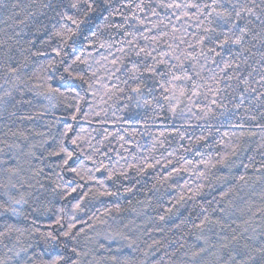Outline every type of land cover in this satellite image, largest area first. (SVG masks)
I'll return each instance as SVG.
<instances>
[{
	"label": "trees",
	"instance_id": "16d2710c",
	"mask_svg": "<svg viewBox=\"0 0 264 264\" xmlns=\"http://www.w3.org/2000/svg\"><path fill=\"white\" fill-rule=\"evenodd\" d=\"M15 2L2 0L0 3V41L8 40L14 32H21L18 46L17 38L8 40V44L14 45L11 52L13 65L29 55L20 51L21 47H29V40L36 41L31 51L39 49L46 54L29 58L23 76L26 83L16 81V86L12 82L5 83L6 68L0 60V85L3 86L0 87V94L5 89L12 91L7 110L0 112V141L6 140L8 144L20 146L19 149L9 150L0 143L5 153L0 158L8 159L9 165L18 164L21 169L18 175L10 177L0 168V205H3L0 207V232L6 231L9 225L18 230L12 231L4 243L11 247L19 240L16 250L20 246L31 245L27 255L38 258L42 250L49 247L42 234H60L67 231L69 225H75L71 238L66 241L64 237L60 238L70 246L78 245L83 251L90 252L84 258L85 264L116 254L140 259L139 252L133 253L125 246L126 241L120 238L115 241L106 239L117 232L137 238L141 249L153 240L164 243L177 240L192 244L195 236L184 234L191 230L190 223L185 224L180 231L170 229L188 217L189 212L195 218L200 213V205L209 207L208 201L213 197L219 198L222 191L236 183L233 177L246 172L255 181L259 175L255 169L264 163V148L258 149L264 131L245 119L244 108L250 99L248 93L244 94V106L235 108L244 85L236 79H223L219 85L221 90L217 92V85L209 79L213 74H219L217 65L222 67L221 61L227 59L228 54L224 52L215 57V64L211 59L205 61L198 57L197 62L181 56L185 51H193L188 48V44H195V38L201 35L196 27L195 10H189L193 15L191 20L177 19L182 15L181 11L161 7V0H143V10L136 7L141 0H113L114 5H127L120 8L128 17L127 21L119 15L110 17L113 24H124V28L104 27L106 22L103 17L108 13H97L91 17V23L84 27L83 34L75 37L67 47L52 35L55 31L52 25L56 21L47 19L54 15L51 10L45 9L44 16L38 15V19L48 27L46 31L36 34L31 23L29 27L17 26L23 14L16 17L15 22L10 19ZM20 2L26 3L27 0ZM41 2L46 0H37V6L32 10L39 13ZM67 2L64 0L65 5ZM163 2L171 3L172 0ZM153 10L157 15L152 14ZM174 27L177 29L175 32ZM93 31L97 33L95 37L91 36ZM84 35L88 36V41L84 40ZM153 37L158 39L153 40ZM181 39L185 43H180ZM48 40L50 43H44ZM128 41L133 43L129 44ZM4 47L0 46V51ZM53 48H63L66 55L56 57ZM139 48L147 49L156 60H166L170 65L178 63L173 56H181L184 68L192 75V79L173 82L176 85L175 99L166 101L161 97L159 84L164 83L165 87H169L166 82L170 76L150 77L144 73L138 74L137 79L131 78L128 69L134 63L141 70L145 65L155 63L152 57L143 52L137 56ZM199 50V47L195 49L197 53ZM260 51L264 49L258 45L253 49L256 55L250 56L248 60V64L257 69L253 73V81L259 79L258 73L264 67L260 61ZM164 53L168 55H162ZM77 56L87 63L74 64L73 60ZM61 59L64 63L46 72L41 71V65ZM113 59L118 61L115 65L111 62ZM69 66L71 75L64 71ZM157 67L161 73L167 71L165 65ZM173 70L181 74L179 68ZM250 70L242 65L240 71L246 75ZM196 71L201 72L202 78L195 76ZM47 75L53 79L45 83L44 77ZM77 75H84L88 83L76 79ZM226 75L234 76L236 73L229 69ZM141 82L146 86L143 96L137 97L130 89ZM49 84L59 88L63 95L55 93L48 98ZM252 86L260 89V85L254 82ZM181 87L186 90L184 96L179 94ZM149 88L153 91L149 92ZM209 88L212 90L209 91ZM118 89H123V92ZM193 91H198L199 95H193ZM144 99L153 105L158 100L163 106L162 113L160 108L144 106ZM213 99L221 106L212 105ZM170 106L176 107L175 114L169 111ZM206 106L213 108V114L207 117L201 111L206 110ZM13 112L15 115H11ZM241 123L245 124L244 128L236 127ZM241 132L244 136L237 140ZM249 132H255L256 135L249 136ZM201 136L206 139L199 140ZM237 143L241 145V150L237 156H231L230 146ZM61 147L65 151L60 152ZM54 152L59 154L53 155ZM68 152L72 158L65 164ZM226 154L229 156V166L217 164ZM249 157L254 159L249 160ZM204 162H208L209 166L206 167ZM243 164L249 167L245 169ZM201 173L204 175L201 176ZM223 175H229L230 178L221 181L219 177ZM198 189V195L187 199ZM104 191L114 194L101 195ZM181 195L185 196V200L178 204ZM243 195L245 199H237L235 203L244 211L234 213L232 219L236 223L231 227L244 226L243 221L251 215L249 205L252 212L264 208V180L255 181L250 187L244 188ZM21 197L27 202L12 205V199ZM9 206L16 209L15 214L11 210H4ZM168 207L173 208L174 215L159 221L158 215H163L164 209ZM212 207L217 205L213 203L209 207L210 212ZM37 208L39 211H34ZM216 215L219 213H213V216ZM149 217L152 219L149 220ZM262 217L264 213H257L254 222L260 223ZM157 226L164 231H155ZM101 244L104 248L99 247ZM118 247L123 250L121 253L116 252ZM175 247L172 245L169 251ZM57 251L63 249L57 247ZM6 252L7 249L0 244V258ZM162 254L163 250L157 253V257ZM8 256H12V253H8ZM22 258H26L24 253L21 254ZM17 259L13 256L8 264H17Z\"/></svg>",
	"mask_w": 264,
	"mask_h": 264
},
{
	"label": "snow or ice",
	"instance_id": "6c2138e0",
	"mask_svg": "<svg viewBox=\"0 0 264 264\" xmlns=\"http://www.w3.org/2000/svg\"><path fill=\"white\" fill-rule=\"evenodd\" d=\"M2 3V0H0ZM37 6V0H27L26 3H21L20 0H16L12 4V9L14 10L13 16L10 19H13L23 14V19L18 21L17 26L24 25V27H29L31 23L34 28V32L39 34L43 31H46L48 25L38 19L39 16H44L45 13L43 10H51L54 15L47 17L49 21L55 20L52 26L55 31L52 33L53 36L60 39L61 43L67 47L69 42L74 41V38L83 34V29L85 26L91 23V17L94 14H103L107 12L108 15L104 16L105 20L104 27L106 28H124V24H113L110 17L119 15L127 21L128 17L125 16L123 12L120 11L121 7H127V5H114L113 0H68L65 5L64 0H46V2H41L39 4V9L41 11H33L32 9ZM161 7H166L169 9H179L181 11V16H178L177 19L186 18L191 20L193 18L192 13L189 10H195V19L197 21L196 27L201 35L198 38H195V44L189 43L188 48L193 49V51H185L181 54L186 59L194 60L198 62V57H202L205 61L211 59L212 63H216L215 57L221 56L222 53L226 52L228 58L221 61L222 67H219V74H213L209 79L217 85L216 91L219 92L221 89L219 85L223 79H236L240 84L244 85L243 92L239 95V103L235 105V108L239 109L244 106L245 102V93L249 94L248 106L244 108L245 119L248 121L254 122V126L264 131V67H261L258 75L259 79L253 81V73L257 72L255 67H251L248 64L250 56L256 55L253 52L254 48H257L259 45L260 48L264 49V0H172L171 3H164L161 0ZM136 7L140 10H143V0L140 4H137ZM18 9V11H16ZM71 9L73 11H68ZM153 15L157 13L153 10ZM143 23V21H140ZM57 24L59 27H57ZM173 31H177L174 27ZM96 32H91V36L95 37ZM131 35V33H128ZM19 37H21V32H14L13 36H9L8 40L16 39V46L19 45ZM84 40L88 41V36L84 35ZM158 39L153 37V40ZM8 40L0 41V46H6L0 51V60L3 61V66L6 68L5 73V83L12 82L14 86L16 81L21 83H26L23 80L25 75V69L28 67V61L31 56H43L46 53L42 50L37 49L35 52L31 51V48L35 45V40L27 41L29 47L20 48L21 53H28V56H25L23 61L13 65L12 63V48L14 45L8 44ZM44 43H50V40L44 41ZM129 44H132L133 41H128ZM180 43H185L181 39ZM101 47H104L101 44ZM137 47H139L137 45ZM171 48V45H169ZM178 47V45H177ZM199 47V52L197 53L195 49ZM52 51L55 53L56 57H62L66 55L63 48H53ZM120 51H123L121 49ZM154 51V50H153ZM143 52L146 56L152 57L155 63L153 65H145L143 70L137 65L128 69V72L132 74V79H137L138 74L143 75L147 73L150 77H163L170 76V79L166 82L170 86L165 87L164 83H160L159 87L161 90V97L166 101H171L175 99L176 85L173 83L175 81H187L192 79V75L184 68V62L181 56H173L178 63L175 65H170L166 60L160 59L156 60V57L152 56L151 52H148L145 48H139V51L136 52V55L139 56ZM211 54V55H210ZM162 55H168L164 53ZM260 61L264 63V51H260ZM114 65L118 62L116 59L111 61ZM64 63L63 59L57 61L52 60L47 65H41V71L46 72L49 68H55L58 64ZM73 63H87V61L81 60L77 56ZM157 65H165L167 71L161 73ZM245 65L251 70L244 75L240 70L241 66ZM71 66L65 68L64 71L68 72ZM195 68V64L192 65ZM179 68L181 74H177L173 69ZM203 65L201 66V70ZM231 69L236 75H226L228 70ZM120 71V69H117ZM195 76L201 77V72L196 71ZM95 75V73H93ZM76 79L82 81L83 83H88V80L84 75H77ZM202 78V77H201ZM30 79V78H29ZM51 75L44 77L45 83L52 80ZM63 79V77H61ZM253 82L260 85V89L253 87ZM159 83V81H157ZM146 85L143 82L138 83L135 87H132L130 91L135 93L137 97L143 96V90ZM0 87H3L0 85ZM230 87V85H229ZM195 88V85H194ZM31 90V89H29ZM123 92V89H118ZM212 89L209 88V91ZM149 92L153 91L152 88L148 89ZM185 89L180 88V96L185 95ZM47 93L49 97L51 94L59 93V88L52 87L50 84L47 87ZM166 93L168 95H166ZM42 93H38L40 95ZM193 95H199L198 91H193ZM12 98V91L5 89L2 94H0V112L6 111V105L9 100ZM131 99V97H130ZM144 106H152L154 108H160L161 113L163 106L157 100L156 104L153 105L151 101L144 99ZM212 105L220 107L221 105L217 104V101L213 99L211 101ZM139 106V100H138ZM77 110H79L77 108ZM169 111L173 114L176 112L175 106H170ZM204 112V116L207 117L210 114H213V108L206 106L205 109H201ZM15 115V113H11ZM75 119V117H73ZM236 127L244 128L245 124L241 123L236 125ZM70 130V129H69ZM13 135H16L13 133ZM164 135V133H161ZM227 135V133L225 134ZM249 136L256 135L255 132H249ZM244 133L241 132L240 137L237 140L242 139ZM206 137L201 136L199 140H204ZM199 140L197 142H199ZM7 146L9 150L13 148L19 149L18 144H8L7 141H0ZM73 144L76 143L75 140L72 141ZM231 147V156H237L241 150V145L237 143ZM259 148H264V136L261 137V143L258 145ZM65 151L61 147L60 152ZM4 149L0 148V155H4ZM53 155H58L59 152L52 153ZM72 158L70 152L67 153V159L64 160V163L67 164L68 160ZM15 160V157H12ZM229 156L226 154L221 157L217 164L228 167ZM254 159L249 157V160ZM205 166L208 167V162H204ZM216 165H211L215 167ZM243 167L247 169L248 164H243ZM0 168H3L10 177L16 176L19 174L20 166L18 164L12 166L9 165L8 159L0 158ZM73 171H76L73 169ZM259 175L255 177V181L264 180V163H261L258 168L255 169ZM79 174V173H77ZM124 175V173H121ZM201 176L204 173L200 174ZM111 178V174L109 176ZM229 175H223L219 177L221 181H227ZM236 183L228 187L225 191H222L219 194V198L213 197L212 200L208 201L207 204L210 207L213 203L217 207H212L211 212L209 207L200 205V213L193 218L192 212H189L188 217L181 220L179 223L174 225V228L170 229L171 231H180L183 230L185 224H191V230L185 232V235H194L195 241L192 244H186L185 242H180L177 240H168L167 243H164L160 240H153L152 243L146 244L144 249H141L137 244V238H134L132 235L126 234L124 232H117L112 237H106L115 241L117 238H120L126 241V247L130 249L133 253L139 252L141 258L136 259L132 256H122L119 254L111 255L109 257L101 259H93L88 261L87 264H264V217H262L260 223H255L254 218L257 213H264V208H258L255 212H252L251 205L248 207V211L251 213L248 219L243 221L244 226L241 228L239 225L237 227H231L232 224H235L236 221L232 219L236 211L243 212L244 209L237 207L235 201L237 199L244 200L245 196L243 195L244 188L250 187L255 181L252 177L248 176L245 172L244 174H239L238 176L233 177ZM15 187V184L11 185ZM203 186H200L202 188ZM73 192L76 189H72ZM126 191H131V189H126ZM191 191V189L189 190ZM101 195H113L114 193H109L104 191L100 193ZM199 194V189L196 192L192 193V196L187 197V199H192L193 196ZM11 199V198H10ZM264 199V196H262ZM185 200V196L181 195L177 203H181ZM27 201L21 199H12V205H18L21 203H26ZM39 203V198H37ZM3 207V205H0ZM79 208V205L76 206ZM5 211L11 210L14 214L16 209L14 207H5ZM34 211H39V208L34 209ZM47 211V209H46ZM213 213H219V215L213 216ZM174 215L172 207L164 209L163 215H158L159 221H165L170 219ZM152 218L149 217V220ZM57 224L60 223L59 220L56 221ZM75 225H69L68 230L60 234H53L51 232L47 234H42L44 242L49 246L46 249L42 250L40 256L37 258L34 255H27L28 247L20 246L19 250L17 245H19V240H17L11 247L8 244L4 243V239L9 237V234L14 231L13 227L9 225L4 232H0V244L7 249L3 258H0V264H8V261L12 257H16L17 264H85V257L90 255V252L83 251L79 248L78 245L70 246L69 243L61 240V236L65 238V241L72 237V229ZM127 227V225H125ZM230 229V231H229ZM239 229V231H238ZM155 231L163 232L164 229L160 226H157ZM18 231V230H15ZM215 237V239H213ZM172 245H176L174 249L169 251V248ZM57 247L62 248L63 251H57ZM100 248H104V245H100ZM163 250V254L157 257V253ZM123 250L117 248L116 252L121 253ZM8 253H12V256H8ZM24 253L26 258L21 259V254ZM75 257V258H74Z\"/></svg>",
	"mask_w": 264,
	"mask_h": 264
}]
</instances>
